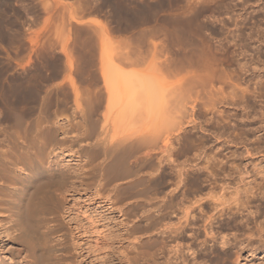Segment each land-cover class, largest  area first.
I'll return each mask as SVG.
<instances>
[{
	"label": "rangeland",
	"instance_id": "1",
	"mask_svg": "<svg viewBox=\"0 0 264 264\" xmlns=\"http://www.w3.org/2000/svg\"><path fill=\"white\" fill-rule=\"evenodd\" d=\"M242 1L0 0V154L9 151L11 136L21 137L25 128L36 133L57 127V138L67 141L62 148L61 161L68 169L70 167L69 170L75 178L70 182L65 194V220L71 228L73 251L78 264H264V245L259 241L253 243L256 247L254 254L248 249L240 251L238 263H235L237 249L226 247L228 253L222 254L220 244L214 247V243H209L203 248L206 255L199 257V262L193 263L186 250L180 254L182 258L171 262V250L160 242L156 243L158 235L153 237L156 242L153 241L143 250L136 251L138 254L134 262L130 263L126 259L127 253L124 252L125 246L126 250L129 247L122 238L125 234L122 217L116 206L111 207L113 203L108 199L114 195L115 186L122 185L121 183L128 185L124 192H121V195L126 193L124 199L122 197L123 207H131L140 202H159L160 189L171 191L173 184L175 185V180L169 175L173 168L166 158L163 165H159V139L168 140L165 138L169 137L171 140L180 130L181 133L177 134L181 137L180 140L174 138L169 142L170 147L177 149V154L182 151V147L186 148L188 142L196 144L199 140L214 141L216 137L208 133L209 130L217 133L222 131L220 134L225 133L226 137H230L229 140H245L252 148L255 146V120L247 119L240 109L223 106L213 109L208 99L210 91L220 87L218 80H214L215 77L211 80V76L215 74L218 77L223 75V78L232 77L235 84L238 83L237 93L239 96L245 95L246 101H249L253 109L256 103L253 92L257 87L256 82H261L262 77L264 89V74L259 78L256 71L246 73L240 68L244 60L251 63L250 57L256 53L264 61V33H261L264 31V12L259 11L264 7V0H248L251 3L247 2V5L250 6L241 12ZM195 7L200 8L198 10ZM228 9L232 11V18ZM234 10L237 12H233ZM227 14L231 15L227 16L231 19H227ZM236 17L242 22H236ZM234 23H237L238 29L237 26L234 27ZM255 33L263 34L258 35L262 37L261 45L257 39L252 40L257 37ZM191 77H196L198 82L193 81ZM208 77L211 78L210 82L205 80ZM159 82L167 84L164 88H168V93L164 88L159 90ZM194 95H198L197 99L201 100L200 103H195L198 107L196 110L200 113V118L195 119L196 125L191 123L194 119ZM159 98H164V104L170 103L166 104L168 106L172 104L169 100L173 98L176 105L173 104L179 108V113L174 109L175 106L172 107L175 112H171L169 108L170 113L175 116L167 113L169 111L166 112L168 109H165L166 105L163 104L166 112L164 113ZM218 110L222 113L217 114ZM211 115L212 118L216 117L218 122L213 121ZM110 118L115 122L113 125L117 136L140 138L145 142L142 146V157L141 154H131L127 158L132 172L115 181L114 186H108L109 190L108 187L106 189L110 197H107L108 194L102 193L105 178L100 173V168L97 169L101 165L97 164L102 163L103 157L97 154L96 158L91 152L81 155V150L83 145L88 143L97 153L101 151V142L98 140L106 138L101 135V131L109 124ZM168 119H171L173 124H170L175 128L170 126L171 121ZM199 123L205 126V130L208 128V131L202 130ZM215 127H221V131L214 129ZM168 128L175 129V132ZM225 136L218 137L227 140ZM234 145L229 146L227 150L215 152L222 155L221 157L239 158L238 155L243 154L244 149L241 145ZM176 151L173 154L174 159ZM212 151L209 152L215 153ZM148 154L151 156L145 160L144 156ZM139 156L143 158L142 162L141 159L140 162L135 160ZM246 159L251 163L255 160L256 165L261 164L257 165L258 169L264 170L262 158L257 160L258 163L254 157L244 158ZM81 166L84 167V175H81ZM163 170L164 175L169 176L166 177V185L160 186L164 177ZM261 210L264 211V204L261 205ZM263 218L260 219L262 224ZM226 220L224 223L229 222ZM169 241L168 245L174 244L172 240ZM191 243L190 238L182 241L186 246ZM17 250L20 251L21 246L11 243L5 235L0 234L2 256L12 258L15 256L13 252ZM153 254H159L156 262L150 259Z\"/></svg>",
	"mask_w": 264,
	"mask_h": 264
},
{
	"label": "bare ground",
	"instance_id": "2",
	"mask_svg": "<svg viewBox=\"0 0 264 264\" xmlns=\"http://www.w3.org/2000/svg\"><path fill=\"white\" fill-rule=\"evenodd\" d=\"M238 1L240 2V0ZM247 2H250V1L243 0L241 2V8H240L241 12L245 11L247 6H250V5H247ZM254 4H256V2L253 3L252 6ZM263 5H264V2H263ZM161 6H163L162 3H161ZM259 7L260 6H258V8ZM197 8L195 7V9ZM230 11L231 10H229V12ZM259 11L264 12V7L260 9ZM233 12H237V11L234 10ZM252 13L254 15V11ZM257 13H260V12L257 11ZM230 14H232V11ZM230 14H227L226 17ZM230 16L227 17V19L228 18L231 19L233 17V14L231 18ZM188 18H191V17H188ZM194 19L197 20V18H194ZM191 20L192 19H190V21ZM196 20L195 22H197ZM237 21L239 20L237 19L236 22ZM239 22H242V20L240 19ZM234 24L235 26L234 25L233 26L236 27L237 23H234ZM177 29H178V26H177ZM237 29H238V26H237ZM256 33H258V31ZM261 33H264V31H262ZM258 35H261V34H258ZM261 36H263V34ZM238 37L239 36H237V38ZM257 37L253 38L252 36L251 38H253L252 40L255 39V41L258 40L260 44L262 37H258V38ZM262 41L264 42V39ZM203 51L204 50H202V52ZM259 53L260 51H258V54ZM244 56L245 55L243 54V57ZM214 57L215 55H213V58ZM250 59L252 62L250 60L248 61H250L251 63H247V61L243 59L244 63H242L243 65L241 64L240 68L242 69V71L246 73H248L249 71L251 72L256 71L257 76L259 78L262 77L263 76L262 74H264L263 73L264 61L260 59V55L258 56L256 53L253 57H250ZM184 61H185V58H184ZM194 63L198 64L196 61H194ZM183 69L185 68L183 67ZM162 74L164 75L163 72ZM220 76H219L220 78L216 74L211 76V78L215 77L214 80L216 79L218 80V82L217 81L216 82L219 83L220 87L217 88L216 90L213 89L212 91H210L209 96H208L209 97L208 99L210 100V105H212L213 109L217 108L218 106L231 107L235 110L240 109L241 111H243L247 119L250 118V119L255 120L254 122V127H255L254 131H255V138H256L254 142L255 146L253 145V148H252L251 146H249V144L245 140H242L239 142H235L234 140H229L230 137L229 136L226 137L225 133L220 134L222 132L220 130L221 127L214 128V129L220 130L221 131L220 133L219 132L217 133V131L209 130L208 133H211V135L214 138L216 137L214 141L211 140L212 142H210L207 140L206 141L199 140V142L196 144H193V143L189 144L188 142L187 143L188 145L187 146L185 145L186 146L185 149L183 147H182V151L180 150L181 148L179 149V151H181L179 152V154H177L178 153L176 151L177 149L175 150V148L170 147L171 144H169V142L174 138H176V140H180L181 137L179 138V136H177V134L181 131L180 129H179L180 131L177 129L179 131V132L177 131L178 132L177 134L173 133L174 138H171V140L168 137L170 135V132H169V135L167 134L168 136L166 135V137L168 138L164 137L165 139H168V140L163 139L161 141L159 139V165H163L162 163H164L163 161L166 158L167 161L169 162L167 163L172 165V166L170 165L169 166L173 168V169L170 168L173 171H171L172 173L169 174L175 180V185L173 184V187L170 189L171 191H168V190L165 191L166 188L160 189L159 202H155L151 204L140 202L136 204L134 203L132 206L130 205L131 207H123L121 204H122V200L124 199V196L126 193H124V195L122 194L123 195L122 196L121 192L122 191L124 192V190L126 189V187H128V185L121 183L122 185L117 184L118 186H115L114 195L111 198H108L110 199L109 201H112L113 203L112 204L113 206L111 205V207L116 206V209L118 210V212L120 213L122 217L121 223L124 227L123 230L125 233V234L123 233L124 235L122 238H124V241L127 242L126 244L129 247L128 250H126L127 249L126 246H125L126 249L124 248L123 249H124V252L127 253L126 259H128L130 263H132V261L134 262L137 256L138 252L136 251H141L149 243H152L155 240V239L153 240V237L156 235L159 236V239L158 240L156 239L157 242L156 241L154 242L158 244L160 242L162 245H164V247H167L171 250L170 251V254L172 257L170 258L171 262L177 260L178 258H182L180 254L186 250L187 253H189L188 255L192 257L191 261L194 263L198 260L199 257L206 255L205 250L203 248L204 247L206 248L209 243H214V247L220 244L222 248V254L228 253V250H225L226 247L237 249L238 255L236 258L237 262L235 263H238L241 257L239 256L240 251H242L243 249H248L250 252L254 254L256 247L254 246L253 243L255 241H259L261 242V244L264 245V224H262L263 222L260 221V219L264 217L263 216L264 211L262 212L261 210V205L264 204V170L262 166H261L262 169L261 168L260 169L263 171H260L258 169L259 168L258 166H260L261 164L260 165L257 164L258 165L257 166L254 162L255 160L254 161L251 160L253 163H251L250 160H249L250 163L248 162L247 159L246 160L248 163L246 162V160H244V158L246 157H249V158L254 157L257 163H258L257 160L260 158L264 160V147H263L264 145V89L262 88L263 86L262 78L263 77L260 79L261 82L258 81V77H257V81H258L256 82L257 87L255 88L253 92V97L256 103L253 109L250 107V103H248L249 101L248 102L246 101L247 99L245 95H243L244 96L243 97L242 95L239 96V94L237 93L236 90L238 88V85L236 84L238 83L235 84L232 77L225 76L223 78V75H220ZM192 79L193 81H196V83L198 82L196 80V77L195 78L193 77ZM200 79H203V78L200 77ZM210 79L209 77L205 78V80L206 81L209 80V82H210ZM211 80H213V78ZM190 81L192 82L191 79ZM164 82H159V90L161 91L164 88V86L167 85V84L164 85ZM190 88H191V85H189V90H191ZM196 88L197 87H195V89ZM164 89L167 92L168 88H164ZM245 91H248V90H245ZM170 92L173 93V91L171 90ZM197 93L199 94V91H197ZM197 97L195 96L194 106L192 110V117L194 119H192L191 123H195V119L200 118V113L199 111L196 110L198 107L197 105L195 106V103L196 104L198 102L200 103L201 100L197 99ZM163 99L159 98V104H162L161 107L164 104L162 103ZM165 99H168V98L166 97ZM172 100L174 99L172 98ZM172 100L171 99L169 100L172 102V104L170 105L171 107L166 105L170 103L165 102L164 105H166V107L165 106L163 107H165V109L166 108L168 109L166 110V112L169 111V108L171 109L170 110L171 112L173 111L175 112V110L179 109V108H176L175 106L176 105L174 103L175 100L174 101ZM251 100L253 99L251 98ZM176 103L178 106L177 101ZM174 106H175L174 108L175 110L172 108ZM163 107L161 109H163ZM170 111L167 113H170ZM166 112L164 110V113ZM178 113L179 111L177 112V114ZM219 113H222V112L218 110L217 114ZM170 114H173V113H170ZM161 115H162V110H161ZM173 116H175V114H173ZM214 116L215 115H213V117ZM211 118H212V115H211ZM215 118L216 117L212 118L213 121L215 120L216 122H218L217 118L216 119ZM169 121H171V119ZM170 123H172V121L169 122V124ZM113 124L115 125V122L111 121V118H110L109 124H106L107 126H105L103 130L101 131L102 133L101 135H105L106 138H104L103 140H98L101 142L100 148L102 149L101 151L99 150L100 152L97 153L96 151H94L95 149H91L88 143H85L81 150V155L88 154L89 152H91L93 156L98 154L99 157L100 156L103 157L102 163L97 164V165L101 164L100 166H98L97 169L100 168V171H101L100 173H102V175L105 178L104 180L105 185H103L104 189L102 193L104 192L106 194H108L107 189H106L108 186L113 185L115 181H119L120 179L124 178L127 174L132 172V170H130V167L127 163V158H129L131 154H136L137 156L141 154L142 146H143V143L145 142V140H140V138L131 139L125 135L124 137L117 136L114 130L115 126ZM174 124H175V121H174ZM170 126L172 125L170 124ZM199 126L200 128H203L204 125L199 123ZM173 127L174 126H172V128ZM54 128L52 127L51 129L50 128L44 129V131L41 129L42 131L41 132L39 131L40 133L37 130H36L37 131L36 133H34V131L32 133V131H28V128H25L23 132L21 131L23 133V134L21 133V137H18L15 135L11 136L9 151L6 154L5 153L0 154V232H1L0 234L5 235L6 238H8L11 243L18 244L19 246H21L20 251L19 250L14 251V252L12 251L15 254V256L12 258L8 259L7 257L2 256L0 254V264H78L76 260L77 256L73 251L74 247L72 244L73 239L71 238L72 235L70 232L71 228L68 226L65 220V217H66L65 206H66V201H67L65 194H67L68 192L67 187L69 186V184H71L70 182L75 177H74V174L71 173V170H69L70 167L68 169V166L66 167V165L64 166L62 164V161H61V157L63 155L62 148L65 147V144L67 141L63 139L62 140L58 139L57 138L58 130H56L57 127L55 129ZM172 128H168V129H172ZM207 129L205 130V128H203L202 130L206 132L208 131ZM175 135L177 137H175ZM218 136L219 137L225 136L227 140H222ZM234 144L241 145V147H243L244 149V153L243 154L241 153L240 155H238L239 158L236 156H233V158L227 157V156L221 157L222 155L217 154L215 152V150L216 151L218 150V152L221 149L227 150ZM212 150H214L215 153L211 154L209 152ZM174 151H176L175 155L177 154L175 159L173 158ZM140 156L142 157V154ZM140 156L139 158L136 157L135 160L138 161L139 159H141V162H142L143 158H140ZM150 156L148 154L147 156H144L145 157L144 159L146 160V158L148 159ZM68 158L70 157L68 156ZM162 167L163 166H161L160 168ZM83 170H84V167L81 166L80 167L81 173ZM162 174H163L162 176H164L165 178L161 176L163 180H162V183L160 182L162 184V185L159 184L160 186L166 185L165 184V182L167 181L166 177L169 176V175H164V170ZM81 175H84V174L82 173ZM82 180L84 179L82 178ZM187 185H190L188 186L190 189L187 187ZM183 189L185 191H183ZM108 190H109V187H108ZM107 197H110L109 194L107 195ZM226 219L229 220V222ZM225 220L227 221L226 223H224ZM263 221H264V218H263ZM230 232L231 233L233 232V233L230 234ZM239 237L240 238L245 237V239H240ZM186 238H190L192 240V243L187 246L182 244V241H184ZM201 239H204V240L202 242H199ZM169 240H172L174 244L170 243L171 245L170 244L168 245V242H170ZM158 258H159V254H153L150 259L152 260V262H156V259ZM182 263L184 262L182 261Z\"/></svg>",
	"mask_w": 264,
	"mask_h": 264
}]
</instances>
